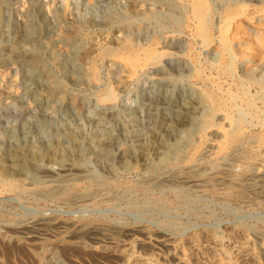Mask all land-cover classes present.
Instances as JSON below:
<instances>
[{
  "label": "rangeland",
  "instance_id": "rangeland-1",
  "mask_svg": "<svg viewBox=\"0 0 264 264\" xmlns=\"http://www.w3.org/2000/svg\"><path fill=\"white\" fill-rule=\"evenodd\" d=\"M201 1L212 11L210 46L195 35L190 0L0 2V157L31 144L71 148L67 136L80 138L75 173H47V160L0 174V264H144L140 257L145 264H264V148L256 164H246L254 147L249 139L264 134V95L250 79L264 84V0ZM231 6L239 7L238 16L224 40L232 44L235 71L226 75L218 69L226 61L219 41ZM170 12L183 22L166 19ZM126 41L155 47L163 57L159 66L132 77L114 54ZM195 66L204 67L199 79ZM94 69L98 79H92ZM108 87L116 99L105 103ZM240 89L255 96L261 111L247 119L245 141L237 147L222 149L223 115L204 100L194 126L201 136L182 143L181 155L194 153V160L139 157L154 133L175 124L172 113L192 94L212 90L227 101ZM204 108L213 110L209 122L200 114ZM106 142L97 151L88 145ZM244 154L246 163L240 161ZM250 251L256 259L247 256Z\"/></svg>",
  "mask_w": 264,
  "mask_h": 264
},
{
  "label": "bare ground",
  "instance_id": "bare-ground-1",
  "mask_svg": "<svg viewBox=\"0 0 264 264\" xmlns=\"http://www.w3.org/2000/svg\"><path fill=\"white\" fill-rule=\"evenodd\" d=\"M2 1V0H1ZM0 1V2H1ZM230 1V0H229ZM252 1V0H251ZM184 2V1H183ZM187 2V1H186ZM190 2L192 3L193 5V17L195 19L194 21V31H195V35L197 37L200 38V41L202 42V44L204 46H210L212 45V42H213V38L214 37L213 35H211V27L210 26V22H209V18H210V13H212V11L210 10V7L204 3L203 1L201 0H190ZM172 3V2H171ZM176 3V2H174ZM189 3V2H188ZM239 3V2H237ZM249 3V2H248ZM177 4V3H176ZM186 4V3H185ZM233 4V3H231ZM229 4V6L231 5ZM168 5H171L170 6V10H174V5L173 4H168ZM240 6V5H238ZM237 6V9L234 8L233 6L230 7L229 9V12H228V15H227V18H226V21L224 23V26L225 28H223V32H222V37L219 39V46L221 45V49H222V57H223V60H226V61H221V63L218 65V69L221 73L223 74H226V75H232L234 73V56L232 54V51H231V47L228 45L230 43H226L225 40H224V33L227 34L226 32L227 31H230V28L232 27L231 23L233 22V20L235 19V15H237V11L239 10V7ZM176 8V7H175ZM242 8V7H241ZM240 8V9H241ZM247 9V7H245ZM261 8V7H260ZM8 10V9H7ZM211 11V12H210ZM227 12V10H226ZM246 12V11H245ZM3 13V12H2ZM262 13V12H261ZM243 14V12H241V15ZM263 14V13H262ZM223 15V14H222ZM244 15V14H243ZM238 16V15H237ZM222 17V16H221ZM190 18V17H189ZM239 18V17H238ZM166 19H169L171 22H175L176 24L180 25L183 20L182 18H178L176 17L172 12L168 13L166 15ZM192 19V17H191ZM225 19V18H224ZM190 20V19H189ZM212 21V20H211ZM224 21V20H223ZM186 22V21H185ZM133 23V22H132ZM190 23V22H189ZM193 23V22H191ZM4 24V23H3ZM188 24V23H187ZM2 25V24H1ZM0 25V26H1ZM213 25V24H212ZM231 25V27H230ZM241 25V24H240ZM190 26V25H189ZM223 26V25H222ZM223 26V27H224ZM193 27V25H192ZM188 29V28H187ZM221 29V28H220ZM219 29V30H220ZM226 29V31H225ZM190 30V29H188ZM192 31V30H191ZM193 31V33H194ZM2 32V31H1ZM3 34H5V30H3ZM221 32V30H220ZM219 32V34H220ZM172 33V32H171ZM229 34V33H228ZM227 34V35H228ZM191 35V34H190ZM189 35V36H190ZM37 38V37H36ZM195 38V37H194ZM193 38V39H194ZM174 39V38H173ZM177 39V38H176ZM191 39V38H190ZM198 39V38H197ZM226 40H228L227 38H225ZM199 40V39H198ZM156 41V40H155ZM189 41V40H188ZM195 41V39H194ZM127 42V41H126ZM158 42V41H156ZM170 42V41H169ZM173 42V41H172ZM153 43V42H152ZM193 43V42H192ZM191 43V44H192ZM195 43H197L195 41ZM215 43V42H214ZM89 44V43H88ZM148 44V43H147ZM158 45V44H157ZM232 45V44H230ZM80 46V45H79ZM150 46V45H148ZM159 46V45H158ZM85 47V46H84ZM138 47V46H137ZM135 47V45H133L132 43H125L124 46L122 47V50L120 51H117V52H114L115 56H117L118 58L122 59L123 61H126L127 63V67L129 66L130 68H127L129 70H131V73H132V77H134L136 74H140V73H146L144 72L145 70H147L148 68L150 69V67H154L156 66V64L159 66V62L162 60V53L158 52L155 47H144V48H137ZM233 47V46H232ZM162 48V47H161ZM116 49V48H115ZM118 49V48H117ZM116 49V50H117ZM194 49V48H193ZM81 50V49H80ZM84 50V49H83ZM82 50V51H83ZM106 50V48H105ZM108 50V49H107ZM106 50V51H107ZM111 50V49H110ZM119 50V49H118ZM161 50V49H160ZM190 50V49H189ZM104 51V50H103ZM102 51V52H103ZM104 51V52H106ZM84 52V51H83ZM86 52V51H85ZM101 52V53H102ZM108 52V51H107ZM106 52V53H107ZM165 52V51H164ZM221 53V52H220ZM77 54V53H76ZM103 54V53H102ZM108 54V53H107ZM166 54V53H165ZM164 54V56H165ZM191 54V53H189ZM65 55V54H64ZM104 55V54H103ZM106 55V54H105ZM110 55V54H109ZM113 55V54H112ZM168 55V54H166ZM188 55V54H187ZM196 55V54H195ZM70 56V55H69ZM72 56V55H71ZM101 56V55H100ZM193 56V55H192ZM220 56V57H221ZM102 57V56H101ZM105 57V56H103ZM217 57V56H216ZM191 58V57H190ZM114 59V58H113ZM188 59V58H187ZM24 60V59H23ZM165 60V59H164ZM200 60V59H199ZM185 61V60H184ZM189 61V60H188ZM193 61V60H192ZM198 61V60H197ZM26 62V61H25ZM118 62V61H117ZM122 62V61H121ZM120 62V63H121ZM200 62V61H199ZM92 63H95L94 62V59L92 61ZM162 63V62H161ZM193 63V62H192ZM187 64V62H186ZM200 64V63H199ZM264 64V63H263ZM126 65V64H125ZM195 65V64H194ZM202 65V64H201ZM199 65V66H201ZM262 65V64H260ZM259 65V66H260ZM95 66V64H94ZM123 66V65H122ZM193 66V65H192ZM203 66V65H202ZM264 66V65H263ZM98 66H96L97 68ZM194 67V66H193ZM196 67V66H195ZM158 68V67H157ZM202 68V67H201ZM204 68V67H203ZM203 68L201 70H203ZM37 69V68H36ZM264 69V68H263ZM41 70V69H40ZM201 70H200V67H196L195 69V74L197 76V79H199L198 77H201L202 76V73H201ZM213 70V69H212ZM215 70V69H214ZM213 70V71H214ZM98 69H94L93 71V76H92V79L93 77L95 79H98ZM205 72V71H204ZM36 73V72H35ZM39 73V72H38ZM46 73V72H45ZM129 73V72H128ZM213 73V72H212ZM217 73V72H216ZM126 74V72H125ZM130 74V73H129ZM127 74V75H129ZM135 74V75H134ZM153 74V73H152ZM205 74V73H204ZM219 74V72H218ZM34 75V74H33ZM134 75V76H133ZM148 75V74H147ZM211 75V74H210ZM225 75V76H226ZM126 76V75H125ZM130 76V77H131ZM204 76V75H203ZM208 76V75H207ZM218 76V75H217ZM127 77V76H126ZM141 77V76H140ZM213 77V76H212ZM211 77V78H212ZM219 77V76H218ZM217 77V78H218ZM223 77V75H222ZM235 77V76H234ZM251 77V76H250ZM196 78V77H195ZM214 78V77H213ZM229 78V77H227ZM259 78V77H258ZM258 78H250L251 81L256 84V85H259L261 87V93L262 95H264V87H263V82L261 79H258ZM100 79V78H99ZM126 79V78H125ZM204 79V78H203ZM206 79H209V78H206ZM234 79V78H233ZM131 80V78H130ZM212 80H215V79H212ZM219 78L217 79L216 82H218ZM197 81V80H196ZM199 81V80H198ZM203 81V80H202ZM208 80H206L207 82ZM210 81V80H209ZM224 82V81H223ZM197 83V82H196ZM213 83H215L213 81ZM239 83V82H238ZM237 83V84H238ZM199 84V83H198ZM243 84V83H242ZM250 84V83H249ZM200 85V84H199ZM204 85V84H203ZM206 85H208L206 83ZM232 85V84H231ZM230 85V86H231ZM236 85V84H235ZM245 85V83H244ZM210 86V85H209ZM218 86V85H217ZM248 86V85H246ZM164 87V86H163ZM202 87V86H201ZM219 87V86H218ZM217 87V88H218ZM243 87V86H242ZM250 87V86H248ZM196 88V87H195ZM198 88V87H197ZM208 88V87H207ZM210 88V87H209ZM216 88V89H217ZM222 88V86H221ZM220 88V89H221ZM230 87H228L229 89ZM227 89V88H226ZM227 89V90H228ZM252 89V88H251ZM205 90V89H204ZM204 90H200V91H197L194 96L192 94V97L189 101H186L184 102L183 100V104L181 103V109L179 107V111H175L173 112L172 114L175 115L177 118L175 119L176 122L174 125H167L165 127H163L160 131L154 133L150 138H149V141L147 144L145 145H142V147L140 148L139 150V157L142 159V160H147L149 157H152V155H156V156H160V160H162V162H164L165 160L166 161H169V160H174L173 162H177V163H180L181 160L183 161L184 159L186 160H194L195 158V155L194 153H192L193 155H181L182 152L184 153L185 151H182V143L184 142H189L193 135H196L197 131L199 132V130H194V126L196 124V113L198 112V110L200 108H203L201 107V102H203L204 100L206 101H210L212 102L215 106H216V109H218L222 115H223V119H224V125H223V128H220V129H223V141L221 142V147L222 149H226L227 147H229L230 145H234V144H238L241 140H243L245 138V127L247 126L248 124V118L249 117H256L258 118L260 116V109L259 107L257 106V103L255 100V96H251L248 94V92L245 90V89H240L239 93H230L228 95V99L227 101L224 100V98H222L221 96H219L218 93H215V91H204ZM214 90V89H213ZM219 90V89H218ZM222 90V89H221ZM231 90V89H230ZM234 90V89H233ZM248 90V89H247ZM249 91V90H248ZM27 92V91H26ZM217 92V91H216ZM232 92V91H231ZM103 93V92H102ZM116 92H114L110 87L106 88L105 89V92L103 93L102 95V101H104L105 103L106 102H111L116 99ZM224 92L222 91L221 94H223ZM226 93V92H225ZM252 94V92H250ZM11 95V94H10ZM179 95V94H178ZM261 95V94H260ZM257 96V95H256ZM261 98V97H260ZM262 99V98H261ZM240 100L242 105L240 106H237L236 103L237 101ZM263 101V100H262ZM228 102V103H227ZM170 103L172 104H175L174 102H171L170 100ZM208 103V102H207ZM205 103L203 102L202 106L204 105ZM231 104V106H230ZM167 105V104H166ZM208 105V104H207ZM236 105V106H235ZM206 107V106H205ZM211 108L213 107V105L210 106ZM61 109V108H60ZM77 110V109H76ZM217 111V112H219ZM264 111V110H263ZM216 112V113H217ZM215 113V114H216ZM199 114V113H198ZM200 114L205 117V120L207 122H209V120H211L212 117H214V113H213V110L212 109H207V108H204L201 110ZM262 115V114H261ZM200 116V117H202ZM199 119V118H198ZM197 119V121H198ZM204 120V118H203ZM222 120V119H221ZM213 121V120H212ZM251 121V120H250ZM249 121V122H250ZM260 121V120H259ZM263 123H264V117L262 119ZM201 122V121H200ZM206 122V123H207ZM211 122V121H210ZM215 122V121H214ZM205 123V125H206ZM260 123V122H259ZM161 125V124H160ZM197 125V124H196ZM202 125V124H201ZM214 125L215 127V124H211V126ZM261 125V124H260ZM200 126V125H199ZM264 126L263 124L261 125V127ZM196 127V126H195ZM210 126L208 125V128ZM213 127V126H212ZM218 127V126H217ZM198 128V127H197ZM207 126L205 127H201L200 130L201 131H207L208 130ZM66 129V128H65ZM207 129V130H206ZM212 129V128H211ZM72 131V130H71ZM62 132V131H61ZM153 132V131H152ZM194 132H196L194 134ZM182 134V136L180 138H177L176 137V134ZM214 133V132H213ZM199 134V135H198ZM197 135L198 136H201L200 133H198ZM202 134V133H201ZM249 134V133H248ZM151 135V134H150ZM196 135V136H197ZM203 135L206 136V134L203 133ZM260 135V134H259ZM111 136V135H110ZM258 136V135H257ZM251 137L249 139V143L250 145L254 146L253 148H250L249 149V154L247 153L249 159H247V163L244 158L245 154L243 155V160L242 158L240 159V161H244L247 166H251L252 163H253V160H255L254 157H256L257 153H258V150L262 148H264V134L261 133L260 136L258 137ZM68 137V140H70L71 142V148H65L63 146H61L60 144H52L48 147H39V146H35L31 144V146L27 147V148H24V149H18L17 151H9L8 153L4 154V156L0 157V174H3V172H7L9 169L11 170H14V171H17V172H20L22 173L24 170L32 167V168H35V167H40L42 166V164H44L45 161H47L49 164H51L50 166L51 167H48L46 168L45 166V171L48 173H54L56 171H65V172H70V171H74V173L76 172L75 170L79 169V166L77 164V161L78 159L76 158V156L78 155L79 153V146L80 144L78 143L79 139L75 140L74 138H72L71 136H67ZM77 137V136H76ZM75 137V138H76ZM87 138V137H86ZM182 138V139H181ZM247 138V137H246ZM201 139V138H200ZM98 141V140H97ZM201 141V140H200ZM204 141V140H203ZM202 141V142H203ZM245 141V139H244ZM54 142V141H53ZM62 142V141H61ZM194 142V141H193ZM52 143V142H51ZM63 143V142H62ZM101 143V142H100ZM107 143V144H106ZM105 144H101V145H98V144H88L89 145V148L91 150H96L97 149H100L102 147H104L105 145H108L109 142H106ZM191 143V142H190ZM216 143V142H215ZM248 143V144H249ZM252 143V144H251ZM243 144V143H242ZM64 145V144H63ZM188 145V144H187ZM220 145V144H219ZM250 145L248 147H250ZM256 145V146H255ZM67 146V145H66ZM186 146V145H184ZM196 146V145H195ZM205 146V145H204ZM203 146V147H204ZM207 146V145H206ZM235 146V145H234ZM233 146V147H234ZM239 146V145H238ZM247 146V145H246ZM200 147V146H199ZM217 147V146H216ZM237 147V146H235ZM240 147V146H239ZM109 148V147H108ZM138 148V147H137ZM205 148V147H204ZM211 148V147H210ZM215 148V147H213ZM241 148H244V147H241ZM240 148V149H241ZM255 148V149H254ZM114 149V148H113ZM193 149V148H192ZM195 149V148H194ZM209 149V148H208ZM233 149V148H232ZM200 150V148H199ZM206 150V149H205ZM210 150V149H209ZM230 150V149H229ZM84 151V150H83ZM191 151V150H190ZM189 151V152H190ZM197 151V149H196ZM203 151V150H202ZM219 151V149H218ZM240 151V150H239ZM247 151V149H246ZM82 152V151H81ZM224 152V151H223ZM221 152V153H223ZM242 152V151H241ZM201 153V151L199 152ZM219 153V152H218ZM220 153V154H221ZM244 153V151L242 152ZM241 153V154H242ZM260 153V152H259ZM185 154V153H184ZM190 154V153H189ZM196 154V152H195ZM240 154V155H241ZM207 155V154H206ZM261 155V154H260ZM259 155V156H260ZM134 156V155H133ZM136 156V155H135ZM182 156V157H181ZM197 156V155H196ZM258 156V155H257ZM258 156V157H259ZM107 157V156H106ZM181 157V158H179ZM200 158V157H199ZM203 158V157H202ZM134 160V159H133ZM180 160V161H179ZM155 161V160H154ZM179 161V162H178ZM161 162V163H162ZM171 162V161H169ZM175 162V163H176ZM241 162V163H242ZM26 163H28V166H26ZM81 163V162H80ZM152 163V162H151ZM160 163V162H159ZM189 164V162H187ZM199 163V162H198ZM255 163V161H254ZM253 163V164H254ZM61 164V165H59ZM145 164V163H144ZM147 164V163H146ZM150 164V163H149ZM166 164V163H165ZM170 164V163H169ZM168 164V166H169ZM174 164V163H173ZM183 164V163H182ZM191 164V163H190ZM243 164V163H242ZM245 164V165H246ZM256 164V163H255ZM45 165V164H44ZM43 165V166H44ZM56 165H59L60 168H57L55 167ZM172 165V164H170ZM184 165V164H183ZM187 165V164H186ZM156 166V165H155ZM174 166V165H173ZM178 166V165H177ZM180 166V165H179ZM243 166V165H242ZM161 167V166H160ZM173 168V167H172ZM244 168V167H243ZM246 168V167H245ZM3 171V172H2ZM39 172V171H38ZM41 172V171H40ZM44 172V171H42ZM180 172V171H179ZM245 172V171H244ZM249 172V171H248ZM31 173V172H30ZM62 173V172H61ZM60 173V175H61ZM72 173V172H71ZM188 173V172H187ZM192 173V171H191ZM198 173V172H197ZM185 174V173H184ZM183 174V175H184ZM9 175V174H8ZM21 175V174H20ZM31 175V174H30ZM36 175V174H35ZM180 175V174H179ZM182 175V174H181ZM180 175V176H181ZM189 175V174H188ZM18 176V175H17ZM68 176V175H66ZM65 176V177H66ZM193 176V174H192ZM195 176V175H194ZM200 176V174H199ZM63 177V176H61ZM190 177V176H189ZM188 177V179H189ZM196 177V176H195ZM264 177V176H263ZM6 178V177H4ZM3 178V179H4ZM185 177L184 176H181L179 177V179H184ZM246 178V176H245ZM1 179V177H0ZM12 179V178H11ZM176 179V178H175ZM195 179V178H194ZM239 179V178H238ZM2 180V179H1ZM177 180V179H176ZM240 180V179H239ZM10 181V180H9ZM13 181V180H12ZM22 181V180H21ZM174 181V180H173ZM235 181V180H234ZM6 182V181H5ZM239 182V181H238ZM17 183V182H16ZM20 183V182H19ZM1 184V182H0ZM237 184V183H236ZM4 185V184H3ZM6 185V184H5ZM4 187V186H3ZM2 188V187H1ZM5 188V187H4ZM8 188V187H7ZM11 188V187H10ZM9 188V189H10ZM13 188V187H12ZM23 190V189H22ZM44 190V189H43ZM6 191V189H5ZM48 192H51V191H48ZM54 192V191H53ZM51 194V193H50ZM243 197V196H242ZM40 222V221H38ZM45 224V223H44ZM59 224V223H58ZM40 225V224H38ZM42 223H41V227H42ZM95 225V224H93ZM101 225V224H100ZM37 226V225H36ZM46 226V225H45ZM56 226V225H55ZM39 227V226H37ZM36 227V228H37ZM13 228V227H12ZM33 228V227H31ZM22 229V228H21ZM27 230H29L28 228H26ZM81 229V228H80ZM23 230V229H22ZM96 230V229H95ZM99 230V229H98ZM107 230V229H106ZM91 231V230H90ZM231 231V230H230ZM88 232V231H87ZM96 232V231H95ZM232 232V231H231ZM229 233V232H228ZM80 234V233H79ZM78 234V235H79ZM240 234V233H238ZM243 234V233H242ZM161 236V235H160ZM209 236V235H208ZM237 236V235H236ZM164 237V236H162ZM214 237V236H213ZM246 237V235H245ZM156 238V237H155ZM160 238V237H158ZM167 238V237H166ZM222 238V237H221ZM236 238V237H235ZM242 238V237H241ZM162 239V238H161ZM160 239V240H161ZM216 239V237H215ZM226 239V237H225ZM233 239V237H232ZM246 239V238H245ZM249 239V238H248ZM159 240V239H158ZM170 240V239H169ZM167 240V241H169ZM195 240V239H194ZM216 241V240H215ZM232 241V240H231ZM246 241V240H245ZM157 242V241H156ZM194 242V241H193ZM217 242V241H216ZM216 242H214V245L217 246L219 244H217ZM225 242V241H224ZM243 242V241H242ZM158 243V242H157ZM173 243V242H172ZM245 244H248L246 242H244ZM163 244V243H162ZM225 244V243H224ZM228 244V243H227ZM166 245V243H165ZM181 245V244H180ZM196 245V244H195ZM212 245V243H211ZM234 245V244H233ZM243 243L240 245L242 246ZM249 245V244H248ZM167 246V245H166ZM204 246V245H203ZM226 246V245H225ZM231 246V245H230ZM244 246V245H243ZM168 247V246H167ZM170 247V246H169ZM210 247V246H209ZM208 247V248H209ZM218 247V246H217ZM233 247V246H232ZM172 248V247H171ZM180 249V248H178ZM206 249V248H205ZM211 249V248H209ZM227 249V248H226ZM249 249V248H248ZM240 250V249H239ZM174 251V250H173ZM205 251H208V250H205ZM223 251V249H222ZM228 251V250H227ZM252 251V250H251ZM249 252L247 256H250L252 259H256L255 258V254L253 252ZM262 251V250H261ZM260 251V253H261ZM209 252V251H208ZM216 252V251H215ZM246 253V252H244ZM243 253V254H244ZM207 254V253H206ZM217 254V253H216ZM230 254V253H229ZM259 255V253H257ZM256 254V256H257ZM196 255V254H195ZM138 256V255H137ZM186 256V255H185ZM198 256V255H197ZM216 256V255H215ZM231 256V255H230ZM229 256V257H230ZM237 256V255H236ZM243 256V255H242ZM145 257V256H144ZM259 257V256H258ZM244 258V257H243ZM261 258V257H260ZM151 259V258H150ZM201 259V258H200ZM245 259V258H244ZM250 259V258H249ZM139 261L141 262H145L147 263L146 261H148L147 258H143V257H140L138 258ZM156 260V259H155ZM237 260V259H236ZM247 260V259H245ZM258 260V259H257ZM135 261V260H134ZM137 261V260H136ZM203 261V260H202ZM248 261V260H247ZM259 261V260H258ZM149 262V261H148ZM229 262V261H228ZM243 263V261H240L239 263ZM131 263V262H130ZM138 263V262H137ZM144 263V264H145ZM215 263V262H214ZM220 263V262H219ZM235 263V262H234ZM249 263V262H248ZM251 263V261H250ZM132 264V263H131ZM153 264V263H151ZM225 264V263H224ZM246 264V263H245ZM261 264V263H260Z\"/></svg>",
  "mask_w": 264,
  "mask_h": 264
}]
</instances>
